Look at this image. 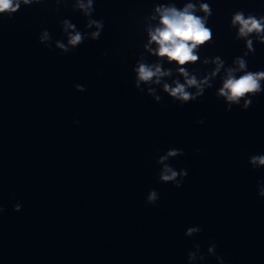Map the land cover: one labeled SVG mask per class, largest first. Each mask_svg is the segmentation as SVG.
I'll return each mask as SVG.
<instances>
[{
    "label": "water",
    "instance_id": "water-1",
    "mask_svg": "<svg viewBox=\"0 0 264 264\" xmlns=\"http://www.w3.org/2000/svg\"><path fill=\"white\" fill-rule=\"evenodd\" d=\"M152 7L153 0H97L100 39L69 54L38 37L47 29L63 39L65 18L83 31L71 5L57 12L43 3L0 18V264H186L194 241L205 251L215 242L225 264H264V197L256 190L264 168L248 164L264 154V93L248 110L227 112L215 96L219 81L182 106L136 90L132 68ZM211 7L214 43L200 55L230 64L244 50L229 29L231 14L264 15V0ZM255 48L249 70H264V45ZM171 148L184 152L170 161L188 172L180 188L158 182L156 159ZM151 189L154 205L146 203ZM194 225L201 233L186 238Z\"/></svg>",
    "mask_w": 264,
    "mask_h": 264
},
{
    "label": "clouds",
    "instance_id": "clouds-1",
    "mask_svg": "<svg viewBox=\"0 0 264 264\" xmlns=\"http://www.w3.org/2000/svg\"><path fill=\"white\" fill-rule=\"evenodd\" d=\"M43 3H54L57 12L61 6L71 5L72 11L85 19L83 31L70 19L60 20L63 39L54 40L47 29H42L38 40L46 48L51 49L54 45L62 54H69L86 41L100 39L105 22L95 18L97 0H0V18L11 19L22 7ZM179 3L181 0H153L151 11L142 18L144 40L132 68L135 89L146 93L156 103L162 102L160 93H163L182 106L203 97L206 90L215 87L219 81L215 96L223 100L225 111L231 112L234 106L248 110L253 104L252 98L264 93V70H249L247 59L255 53L256 44L264 45V15L243 9L231 14L229 29L234 30L236 41H243L244 50L229 64L220 55L203 58L200 55V49L214 43V33L208 26L213 15L211 0H187L182 7ZM165 64L174 67H165ZM197 64L201 67L190 69ZM74 87L78 92L86 90L82 84ZM161 106L167 107L166 104ZM196 123L203 124L204 121ZM183 155V149L171 148L158 156V182L182 187L188 172L183 168L177 170L170 161ZM248 164L253 170L264 168V154L250 155ZM256 190L258 196L264 197V181L257 182ZM158 199V192L151 189L146 203L154 205ZM21 207L17 202L13 210L19 212ZM5 211L0 205V215ZM201 231L199 225H194L185 230L184 236L194 240ZM216 249L215 242H210L205 251L194 241L187 252L186 264H204L208 258H214L216 264H225L224 257Z\"/></svg>",
    "mask_w": 264,
    "mask_h": 264
}]
</instances>
